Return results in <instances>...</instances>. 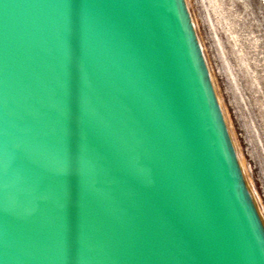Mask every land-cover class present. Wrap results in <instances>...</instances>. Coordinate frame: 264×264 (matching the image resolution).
I'll return each mask as SVG.
<instances>
[{
    "label": "water",
    "instance_id": "95a60500",
    "mask_svg": "<svg viewBox=\"0 0 264 264\" xmlns=\"http://www.w3.org/2000/svg\"><path fill=\"white\" fill-rule=\"evenodd\" d=\"M0 264H264L186 0H0Z\"/></svg>",
    "mask_w": 264,
    "mask_h": 264
},
{
    "label": "rangeland",
    "instance_id": "374dc122",
    "mask_svg": "<svg viewBox=\"0 0 264 264\" xmlns=\"http://www.w3.org/2000/svg\"><path fill=\"white\" fill-rule=\"evenodd\" d=\"M245 181L264 222V0H186Z\"/></svg>",
    "mask_w": 264,
    "mask_h": 264
}]
</instances>
